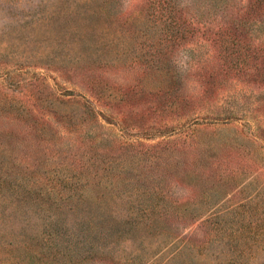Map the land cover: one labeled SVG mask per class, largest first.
<instances>
[{"label":"rangeland","instance_id":"obj_1","mask_svg":"<svg viewBox=\"0 0 264 264\" xmlns=\"http://www.w3.org/2000/svg\"><path fill=\"white\" fill-rule=\"evenodd\" d=\"M187 2L0 0V264H264V62Z\"/></svg>","mask_w":264,"mask_h":264},{"label":"trees","instance_id":"obj_2","mask_svg":"<svg viewBox=\"0 0 264 264\" xmlns=\"http://www.w3.org/2000/svg\"><path fill=\"white\" fill-rule=\"evenodd\" d=\"M187 1H184L182 8L186 12L182 13L176 12L178 0H149V6L163 27L162 31L165 37H161V41H175L184 37V33L180 30V24L186 14L191 18L190 22L195 23V13H189ZM190 1L193 5L196 0ZM238 2L237 4L230 0H206L204 5L198 4L196 12L204 9L202 13L206 17L201 23V27L210 29L207 39L215 40V42H220L223 39L220 33L227 32L225 39L232 40L239 45L240 54L246 57L255 56L264 62V0H238ZM243 31L248 32L255 42L249 50L244 47L246 35L243 34Z\"/></svg>","mask_w":264,"mask_h":264}]
</instances>
